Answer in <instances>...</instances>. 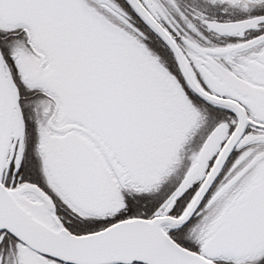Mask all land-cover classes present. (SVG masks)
<instances>
[{"label":"snow or ice","instance_id":"6c2138e0","mask_svg":"<svg viewBox=\"0 0 264 264\" xmlns=\"http://www.w3.org/2000/svg\"><path fill=\"white\" fill-rule=\"evenodd\" d=\"M0 264H264V0H0Z\"/></svg>","mask_w":264,"mask_h":264}]
</instances>
